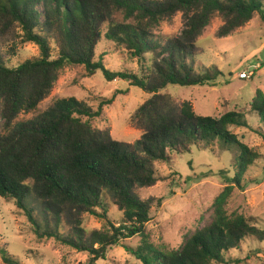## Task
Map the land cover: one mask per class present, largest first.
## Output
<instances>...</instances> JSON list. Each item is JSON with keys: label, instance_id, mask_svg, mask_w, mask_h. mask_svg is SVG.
Wrapping results in <instances>:
<instances>
[{"label": "trees", "instance_id": "trees-1", "mask_svg": "<svg viewBox=\"0 0 264 264\" xmlns=\"http://www.w3.org/2000/svg\"><path fill=\"white\" fill-rule=\"evenodd\" d=\"M178 11L184 17L180 34L155 35L159 24ZM256 13L264 20V0H0V35L17 30L20 43H33L39 51L15 67L0 56V104L6 119L0 134V197L15 203L38 239L86 253L87 264H96L121 239L134 236L140 238L138 246L125 249L142 264H226L227 253L245 238L261 241L263 229L225 206L258 157L230 127H248L251 114L264 128V91L255 89L246 113L233 110L219 117L197 114L189 101L177 106L161 93L168 85H217L222 73L196 68L190 58L197 39L214 17L223 21L217 32L222 37ZM51 40L57 43L54 57ZM100 43L111 44L114 52L126 50L137 68L106 67V52L95 58ZM74 65H83L90 75L101 71L109 82L127 80L148 94L134 118L143 129L140 140L127 146L92 126L115 94L95 110L75 97L59 98L37 119L13 121L21 112L36 110L60 71ZM258 134L264 139L263 131ZM215 143L238 153L234 176H225V186L213 199L211 220L176 249L153 245L146 232L153 200L140 198L133 189L159 180L155 162L169 163L172 154ZM31 197L42 209L41 218L27 202ZM108 201L121 215L117 223L108 217ZM82 215L98 218L104 227L87 232ZM0 257L6 264H22L6 249H0Z\"/></svg>", "mask_w": 264, "mask_h": 264}, {"label": "rangeland", "instance_id": "rangeland-1", "mask_svg": "<svg viewBox=\"0 0 264 264\" xmlns=\"http://www.w3.org/2000/svg\"><path fill=\"white\" fill-rule=\"evenodd\" d=\"M222 22L219 16L212 19L197 39L190 56L196 60V68H213L222 73L216 79L217 85H168L161 90L162 94L173 98L175 105L189 101L193 110L203 116L219 117L233 110L246 113L255 89L264 91V20L256 13L246 24L220 37L217 32ZM183 26L184 17L178 11L162 21L154 32L160 37H175ZM50 44L54 57L57 43L51 40ZM103 51L107 53L103 55V63L109 69L137 68L136 61L129 57L126 50L114 52L111 44L100 43L96 47L95 58ZM38 53L35 44L19 42L17 30L0 35V56L7 66L15 67L26 59L38 56ZM242 71H248L249 77H242ZM114 94L113 101L102 107L101 115L92 119L91 124L106 130L113 139L132 146L143 136V129L134 118L139 106L147 102L148 94L132 87L127 80L106 81L101 71L90 75L83 65L64 67L52 90L38 103L36 110L21 112L13 121L37 119L59 98L75 97L95 110L100 102ZM5 120L0 104V134ZM247 121L248 127L231 126L230 131L258 157L244 175L242 187L235 186L225 207L228 213L242 214L264 230V139L258 134L259 130L264 132V128L251 114L247 115ZM237 153L235 147L222 148L215 143L206 148L192 147L189 153L172 154L169 163H154L159 180L151 186L133 189L140 198L153 200L151 219L146 225L150 243L176 249L185 236L211 220V204L225 186V176H234ZM27 202L41 218L43 212L38 202L32 197ZM107 206L110 220L119 222L121 215L115 213L109 201ZM64 222V231H67L68 222ZM82 222L87 232L104 227L103 221L91 215H82ZM139 243L137 236L121 239L96 264H142L125 249V246L135 248ZM0 249H6L22 264H87L89 259L86 253L53 239H38L24 213L12 200L2 197ZM226 259V264H264V237L261 241L245 238L240 247L227 253ZM0 264H6L1 257Z\"/></svg>", "mask_w": 264, "mask_h": 264}, {"label": "built area", "instance_id": "built-area-1", "mask_svg": "<svg viewBox=\"0 0 264 264\" xmlns=\"http://www.w3.org/2000/svg\"><path fill=\"white\" fill-rule=\"evenodd\" d=\"M240 75H241L242 77H244V78H248V77H249V73H248V71H242V72L240 73Z\"/></svg>", "mask_w": 264, "mask_h": 264}, {"label": "crops", "instance_id": "crops-1", "mask_svg": "<svg viewBox=\"0 0 264 264\" xmlns=\"http://www.w3.org/2000/svg\"><path fill=\"white\" fill-rule=\"evenodd\" d=\"M253 68V67H250V69Z\"/></svg>", "mask_w": 264, "mask_h": 264}]
</instances>
